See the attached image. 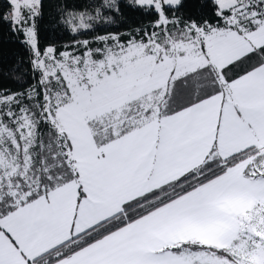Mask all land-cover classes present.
<instances>
[{
  "label": "snow or ice",
  "instance_id": "snow-or-ice-1",
  "mask_svg": "<svg viewBox=\"0 0 264 264\" xmlns=\"http://www.w3.org/2000/svg\"><path fill=\"white\" fill-rule=\"evenodd\" d=\"M3 0L0 264H264V0Z\"/></svg>",
  "mask_w": 264,
  "mask_h": 264
},
{
  "label": "trees",
  "instance_id": "trees-1",
  "mask_svg": "<svg viewBox=\"0 0 264 264\" xmlns=\"http://www.w3.org/2000/svg\"><path fill=\"white\" fill-rule=\"evenodd\" d=\"M71 3H88L89 0H69ZM3 0H0V4ZM56 0H46V16L40 23V40L45 45L52 40L63 41L71 37L52 23ZM27 58V51L17 37L11 35L7 25L0 27V83L16 88L15 68L20 58Z\"/></svg>",
  "mask_w": 264,
  "mask_h": 264
}]
</instances>
